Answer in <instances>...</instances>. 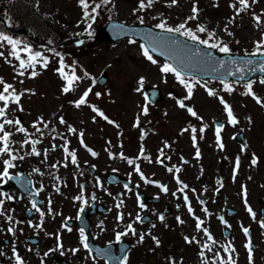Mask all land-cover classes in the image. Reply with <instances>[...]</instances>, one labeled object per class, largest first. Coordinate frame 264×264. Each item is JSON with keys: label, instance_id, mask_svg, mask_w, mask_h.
Wrapping results in <instances>:
<instances>
[{"label": "rangeland", "instance_id": "1", "mask_svg": "<svg viewBox=\"0 0 264 264\" xmlns=\"http://www.w3.org/2000/svg\"><path fill=\"white\" fill-rule=\"evenodd\" d=\"M19 1L20 4H28V7L32 6V9H36L40 21L43 24L45 23L44 25L39 23V25H43L44 30L40 36L37 35L39 38L36 36L30 37L35 40L36 38L46 40V36L43 37L44 34L52 32L56 38L55 28L61 30L60 37H65V39L53 48L64 56L66 65L70 66L66 67L65 71H71L74 67L76 74L82 77L80 81L76 82L73 90L67 93L63 92L62 86L66 82L54 70L59 67V57L50 51L49 49H52V47L45 46L42 40L35 41V51H41L49 60L47 67H43V69L36 64L35 71L38 74L35 77L28 74L33 70L31 68L26 69L25 75L22 77L14 72L13 68L18 64V61L8 55L10 47L5 44L3 48H0V51L5 54L0 56V77L12 83L18 91L21 89H35L34 94L25 92L21 96L20 103L23 111L19 109L12 111L16 108V105L10 104L7 115L9 118L21 119V123L28 129V134L38 140L37 150L41 153V156H46L51 165L55 161H61V166L65 164L68 166L67 172L73 171L72 174L67 176L71 183L70 187L64 186L68 189L71 188L68 190L70 194L68 201H72V198L80 195L84 189L89 191L92 188L91 184L94 182L96 183L94 189L97 190L99 196L103 195L101 183L107 184L105 176L111 172H117V174L124 176L128 175V171L130 169L133 171L136 161L140 159H144L149 173L148 176H152L153 181H155L160 177V173L165 171L163 164L157 162V158L159 160L166 159V156H161L159 151L164 149V154H168L167 157L176 158L177 162L184 167L186 173H193V178L201 174V177L209 186V195H207L209 198L216 197L215 178L220 179L221 175L226 176V186L221 191L219 201L223 203L224 198L228 197V201L223 204L232 205L240 211L237 216H231L227 213L222 214L224 220L233 222L235 230H238L235 222H239V217L246 220L247 216L250 215L244 204L245 197L242 186L247 189L246 199L250 206H255L257 209L261 205L264 206V108L256 104L251 96L242 94L244 84L233 83L235 90L229 94L222 90L223 85L220 82L199 81L193 90L192 97L186 98L187 91L175 79L174 74H164L159 71L158 64L163 63L159 57L153 56L158 64H152L142 55L140 49L142 43L139 40L124 38L117 42H109L107 39H101L100 32L98 35V30L100 31L104 24L112 18H117L126 24H138L140 22L137 16H143L144 23L155 25L158 23L160 15H162L167 18L168 24H179L191 14L192 0H178V3L171 7L165 3V0H155L150 9L146 8L144 12L137 11L136 13H133L132 9L137 8L138 0H114L115 8L112 7L111 3L110 6L104 7V13L99 11V18L94 22L97 36L93 42L91 41L93 35L89 37L82 32L85 24L82 22V10L77 0H39L38 3L37 0ZM10 3H13V0L0 1V25H3L5 17L12 20V16L5 15L1 8L5 4L10 5ZM196 6L199 9L198 19L188 21V26L195 28L197 23H206L207 27L215 29L216 34L229 43L230 48L235 52L245 53V50H247V53H249L253 51V41L260 38V32L264 31V27L257 28L249 12L259 13L264 8V0H258L249 9V12H241L235 21L228 25L229 31L232 32L231 36L223 30L224 25L228 23V18L234 14L233 9L229 7V0H196ZM12 14L17 19L14 12ZM77 21L81 22L77 24ZM27 30V28L17 27V31L22 32V34H17L28 40ZM78 32L82 34L75 35ZM30 37L29 40H32ZM78 40H83V43L77 44ZM80 47L82 48L79 49ZM21 55L26 58V54L21 53ZM5 57L12 63L6 62ZM74 61L75 64H73ZM85 70L90 74L89 77L83 75ZM140 76H144L145 81L142 91L137 92L136 88L139 86ZM93 78L95 79L94 84L92 82ZM97 79H102L103 83H97ZM185 79L191 80L190 78ZM259 81L253 82V89L264 99V84ZM204 84L216 88L220 95L224 96L225 100L231 104L234 113L238 117V124L230 125L227 123L223 105L219 103L216 97L208 96L203 87ZM89 86L92 91L86 98L88 104L77 108L70 103V101L77 99L83 90ZM0 88H2V85H0ZM147 88L160 90L159 96H161V99L155 104L145 100V90ZM96 92H100L101 95L97 97ZM178 99L184 100L186 104L192 106L203 119L199 120L191 116L186 109L181 108L176 103ZM144 104H147L149 109L147 115L140 110ZM89 105H95L101 109L111 120L116 121L119 127L117 128L115 124L105 121L93 112ZM0 106H2V102H0ZM61 115L67 122L66 124L59 122L58 117ZM93 116L96 117L95 120L92 119ZM137 116H139V125L134 126ZM38 117H43V120L49 125L48 128H44L43 124H40L41 131L44 133L42 136L32 126V122L37 120ZM248 117H251V123L248 122ZM214 121L225 123V127L221 130L222 142L225 145L223 150L216 145ZM69 124L77 129V133L67 132V125ZM189 124L197 128V145H199L202 152V156L199 158L195 156L191 131L181 132V129L187 128ZM205 124L208 127L201 134L199 128ZM5 127L13 134L11 139L17 142L12 144L13 148H19V142L26 139L25 134L17 132L15 126L6 125ZM53 129L55 133L59 134L60 139L57 140V135L53 132ZM81 130L83 131L84 144L95 151L96 156H92L87 148L80 143L78 133ZM238 133H242L247 141V147L244 150H242V145L234 139V135ZM61 137L66 138L70 150H75L78 161L86 162V164L82 163L81 174L78 170H75L76 165L71 163L70 156L64 153L61 145L65 143V139ZM51 139L57 145L58 152L48 154L45 146ZM164 141H168L170 146L165 147ZM29 145H24L20 154L29 152ZM141 147L144 149L143 155L140 154ZM109 152L114 155L110 156ZM120 153H123V156L127 159L122 158ZM253 153L260 160L258 165L256 163L257 166L251 164ZM237 156L240 157V164L236 169L235 179H233V169ZM128 159L134 161L133 164H130L131 168L125 163ZM35 161L37 162L36 159ZM91 165H96L97 171L101 174L99 186L88 169ZM0 168H2V165H0ZM84 174H86V178L83 177ZM134 176L140 182L139 175L135 174ZM192 183L198 184L197 181L193 180ZM115 192L117 197H121V199L124 197L123 186H116ZM182 200L183 198L180 196V201L182 202ZM260 201L262 204H260ZM16 209H18V202L16 203ZM257 215L262 216L259 211ZM220 221L222 222L221 218ZM7 222L4 217V226ZM112 225L117 226V223L113 222ZM165 225V223L159 224V228L153 234L160 238L158 234L162 230L163 243L159 246H155L156 244L152 242L149 246H144L147 241L138 243V238L136 239L135 245L138 246L131 256L132 264H169L167 257L176 259L177 253L180 256H187L189 250L193 253V248L185 245L181 241L182 239L177 238L174 240L173 231L166 232L164 230L172 229V227L169 226L168 228ZM223 227L224 224L222 223V226L213 229L212 235L217 234L215 238L219 241L221 240L219 233L222 236ZM147 230H150L148 226L142 229L145 233V240L148 237L151 241L152 239ZM241 235V232L238 231L237 237H241ZM258 237L260 242H264L263 234H259ZM48 238L50 244L54 243L52 237L49 236ZM238 240L240 239L235 242L238 243ZM150 247L154 248L155 254L144 253ZM197 248L194 246V249L197 250ZM183 264H186L185 260H183ZM257 264H264V250L263 254L258 256Z\"/></svg>", "mask_w": 264, "mask_h": 264}, {"label": "snow or ice", "instance_id": "2", "mask_svg": "<svg viewBox=\"0 0 264 264\" xmlns=\"http://www.w3.org/2000/svg\"><path fill=\"white\" fill-rule=\"evenodd\" d=\"M39 2V0H37V3ZM155 0H138V6L137 8H133L132 11L133 13H136L137 11L140 12H144L146 8L150 9L153 4H154ZM258 2V0H229V7H231L233 9V16L228 18V23H226L224 25V31L227 32V34L229 36L232 35V32L229 31L228 25L233 23L236 19L237 16L240 15L241 12H249V9L252 8L253 5H255ZM78 5L81 7L82 10V22L85 24V28H84V33H86L89 37H91L93 35V31H92V26L94 24V22L96 21L97 17L100 15L98 9H101L102 6H106L110 3H112V7L115 8V3L114 0H77ZM165 3L171 7L172 5H176L178 3V0H165ZM198 12L199 9L196 6V0H192V7H191V14L189 16H187L184 20H182L179 24L176 25H170L167 22V18L163 17L162 15H160V19L158 21V23L155 24V28L160 29L161 32L157 33V34H153L150 31L146 34L147 39L149 41L148 45L145 44H141L140 45V49L142 52V55L148 60L150 61L152 64H158V61L156 59H154L152 52L156 51V49L158 47H165L168 48L170 50L169 53H161L162 55L164 54H168L169 55V61H173L176 63V66H174L173 62H163L158 64L159 67V71L161 73L167 74V73H172L175 76V79L179 81V83L181 85L184 86V88L187 91V96L186 98H191L193 95V90L196 87V85L199 83V81L195 80V77H193L191 80H186L184 78L183 72L190 66V64L194 61H196L197 59H204L207 58V62L209 63V66L212 67L213 71H215L218 68L220 69H224L228 75H235L237 72H243L245 67H248L249 65H252L254 63V61L250 58H244L241 59L239 57H234L231 60H229L227 62V65H230L231 68L235 69V72L230 71L229 68L226 66V62L222 59H217V58H213L211 57V53L207 52V51H201V49L196 48L195 54L193 57L186 59L183 57V49L181 47V42L179 40H173L171 39L167 34L168 33H179L182 36H186L188 37L190 40L192 41H198V43L200 45H205L208 48H213V49H219V51L221 53H224L226 55L231 54L232 50L229 47V44L224 42L221 38H219L216 34V30L215 29H209L206 25V23H197L195 25V28L188 26V21L190 20H197L198 19ZM6 15V14H5ZM249 15L251 16L252 20L255 22V26L257 28H261L264 27V19H262V17H264V8H262L260 10L259 13L255 12V11H251L249 12ZM137 19L139 20V22L141 24L144 23V18L143 16H137ZM81 21H77V24H79ZM9 23H11V21L9 20ZM200 33H206L207 38H201ZM82 33H76L75 35L79 36ZM49 44L52 43L51 40L48 41ZM83 40H78L77 44H82ZM5 44H7L8 46H10V52L8 53V55H10L11 57H14L16 61H18V64L13 68V71L16 72L19 76H24L25 75V70L26 69H33L32 71H30L28 74L31 77H35L37 76V71H35V66L37 63H40L42 67H47L48 64V60L49 58L45 55L42 54L41 51H34L32 46L26 42H23L22 40L15 38L13 35H10L8 33H6L5 31H0V48H3L5 46ZM253 52L252 53H247V50H245V56L249 57V56H254L256 54H260V55H264V31L260 32V38L258 40L253 41ZM50 51H52L56 56L59 57V67L54 69L59 75L60 77L66 82L63 86H62V91L67 93L70 90H73L76 86V82L80 81L82 79L81 76L77 75L75 72L74 67L71 69V71L66 72L65 68L66 67H70L68 65H66L65 63V59L64 56L60 53L57 52L54 48L49 49ZM21 53L26 54V58H24ZM4 52L0 51V56H4ZM6 62L8 63H12V61L8 60L7 57H5ZM73 64H75V61L73 62ZM259 67V71L264 73V62L259 63L258 65ZM254 69L249 68V71H253ZM83 75L85 77H89L90 74L85 70L83 72ZM144 81H145V77L144 76H140L139 77V86L136 88L137 92H141L144 86ZM93 84L95 83V79H92ZM261 84H264V77H261L260 81ZM22 83V81H21ZM220 83L223 85V91L227 92L229 94H231L235 89H234V85L233 83H229L224 79L220 80ZM0 85H2V88H0V102H2V106H0V165H2V168H0V182H4L6 180H11V179H18V178H22V174L17 172L14 175L12 173H10V169H13L16 167L15 165V161L16 160H23L24 156L21 155V151L23 150L24 145L26 144H30L31 145V151L30 154H35V155H39V151L37 150V143L38 140L32 138L31 135L28 134V129L24 127V125L21 123L20 119L16 118H9L7 115V110L9 109V105L10 104H15L16 108L12 109V111H15L17 109H19L20 111H23V107L20 103L21 101V96L25 93H35V89H21V90H17L14 85L12 83H9L7 81L4 80L3 77H0ZM203 87L205 88L208 96L211 97H216L219 100V103L221 105H223V110L226 113V117H227V123L230 125H236L239 123L238 117L237 115L234 113L233 108L231 106V104L225 100L224 96L220 95V92L214 88V87H209L207 84H204ZM92 91L91 87H87L83 90L82 94L79 95V97L73 101H70V103L74 104L75 107L80 108L82 105L88 104V100L86 99L89 95V93ZM242 94H246L252 97V99L256 102V104H258L261 108H264V99L261 98L260 95H258L254 89H253V81L249 80L245 85H244V92ZM95 95L97 97H99L101 95L100 92H96ZM171 95V94H170ZM145 100H147V96H145ZM176 103L183 109H186V111L191 114V116L196 117L199 120H202L203 117L199 116L198 113L194 110V108L192 106H189L188 104H186L184 102V100H180L178 99L176 101ZM92 109L93 112L97 113L100 117H102L105 121H107L110 124H115L116 127L118 128L119 125L116 123V121L111 120L101 109H99L98 107H96L95 105H89ZM141 112L145 115L148 114V106L147 104H144L141 106ZM59 122L61 124H66L67 122L65 121L63 115L58 117ZM93 120L96 119L95 116L92 117ZM248 122L251 123V117H248ZM40 124H43L44 128H48V123L46 121L43 120V117H38L37 120L32 122V126L33 128H35V130L37 132L40 133V135H44L43 131H41L40 128ZM215 124V140H216V145L218 148H220L221 150L224 149L225 145L222 142V138H221V130L225 127V125L223 123H220L219 121H214ZM6 125H12L15 126L16 131L17 132H21L24 133L26 136V139L21 140L19 142L20 147L19 148H13L11 145L14 143H17L16 141L12 140V132L6 130ZM139 125V116L136 117V122L134 124V126H138ZM208 127L207 124L203 125L202 127L199 128V132L202 134L205 129ZM191 131V141L193 146L195 147V156L197 158H199L201 156L199 147L197 146V128L193 127L191 124L188 125L187 128H183L181 129V132L184 131ZM53 132L55 133V130L53 129ZM67 132L69 133H77V129L75 127H73L72 125H67ZM56 135H59L58 133H55ZM79 137H80V143L82 145H84L85 148H87V150L91 153L92 156H96L97 153L95 151H93L91 148H89L86 144H84V140H83V131L81 130L78 133ZM62 139H65V143L63 145H61V147L63 148V151L70 156L71 158V163L73 165H78V159H77V155L75 150H70L68 147V142L66 140V138L62 137ZM164 146L165 147H169L170 145L168 144V141H164ZM53 148L56 147L55 144L52 145ZM247 145H242V150L246 149ZM160 151V155L164 156V152L163 150H159ZM140 154L143 155L144 154V149L143 147H141L140 149ZM109 155L112 156L114 155L113 153L109 152ZM122 158L127 159L126 157L123 156V153H120ZM67 158V157H66ZM166 159H170V157H165ZM46 159V156H45ZM181 159H183V157H181ZM258 160V157H256L255 153L252 154L251 156V164L252 165H256ZM157 162L159 163H163L162 160H159V158H157ZM128 163L129 164H133L134 161L132 159H128ZM240 164V157L237 156L235 158V166L233 169V179H235V174H236V169H238ZM67 166V165H65ZM50 167H52L53 169L56 168V164L51 165ZM92 167H95V165H93ZM135 172L139 174L140 178L142 180H145V182H151V183H159L158 181H147L144 173L141 171V168L139 165L135 166ZM173 170H175V172H179L180 169L178 167H176L175 169L173 168H168L169 172H172ZM33 171L36 172H40V169L36 168L33 169ZM115 171V170H114ZM41 175H43L44 173L41 172ZM55 179H59V177H55ZM176 180L177 183L181 185V187L178 189V191L180 192H184V189H187L189 186L188 184L184 183L182 180H180V178L178 176H176ZM217 183H221V181H217ZM100 182H99V178H97V185L99 186ZM222 186V184H221ZM53 187H56L55 184H53ZM81 187H83L81 185ZM125 189H128L129 186L127 184L124 185ZM159 187L162 191L167 192L168 189L164 184H159ZM43 188V185H41V189ZM130 190V189H129ZM57 191H59V189L57 188ZM105 191H107V189H105ZM193 192H195V189H192ZM242 191L244 194V204L246 207V210L248 211V213L251 215V217L253 219L256 218V213L255 211L252 209V207L249 205L246 197H247V189L242 186ZM173 196L176 195L175 192L172 193ZM109 195H111V193H109ZM0 196H3L4 199H0V215H4L6 216L7 221L9 222V226L6 229H2L0 228V231L6 230L8 233H11L12 235H15V232L17 231V229L15 228L14 224L12 223L13 221V217L11 215H8L4 208V202L5 199L6 200H14L17 199V197L8 194V193H2L0 192ZM95 194H92V199L94 200ZM74 200L80 201L81 202V208L80 211H83V205L87 202L85 200V198L83 197V195H77L73 197ZM185 203L188 205V212L190 214H192L194 216L195 219V227L196 230L198 231H202L203 234L206 237V241L211 242L212 244L216 243L215 238L213 237V235L211 234V232L209 231V229L207 227H202L203 225V220L201 219V217L199 216H195L194 214V210L191 207V204L189 202V198L188 195L185 193L184 197H183ZM197 199H199V197H197ZM137 201L139 203V207L141 209H143L145 207V205L140 202V197L139 194H137ZM200 203L203 204L204 201L200 200ZM51 204V200H49V205ZM123 205V200H120L119 203L116 204L117 209L121 208ZM177 207H179V205H177ZM31 208L35 209L41 218V221H43L45 212L42 211L38 206H37V201L35 199L31 200ZM11 211V210H9ZM52 209L51 207L48 208V212H51ZM204 213L206 215L210 214L209 210L205 207L203 209ZM131 215V214H129ZM79 218V216L77 217ZM160 221H164L165 217L163 213H160L158 216ZM115 219L119 222H123L124 220V214L122 212H118ZM176 220L178 223L183 224L185 223L184 220H182L179 216L176 217ZM221 220H223V217H221ZM135 221L137 222H143V219L141 217V215L136 214L135 216ZM19 222V221H17ZM225 225H227L228 227H230V225H228V222L226 220L223 221ZM261 228H264V220H260L259 221ZM29 226H32V221H28ZM101 225V231H103V221L100 222ZM155 225H153L154 227ZM35 227L37 228H41L42 227V223L41 224H37L35 225ZM61 227L63 228H67V224H62ZM165 227H167V225H165ZM242 231L244 233V235L247 237L249 235V228L248 227H244L243 225H241ZM20 231H23V229H19ZM70 230V229H69ZM47 235H53V233H46ZM133 235V236H137L138 235V243H143L144 239H145V233L143 231L137 233L136 228L133 226V223L128 222L125 224V226L123 227V229L121 231H115L114 232V236H115V240L117 242H120L122 240V237H124L125 235ZM56 239H57V248H60L61 250H63V245L60 242V235L59 233H56ZM148 235L151 237V239L154 241V243L159 246L161 244V240L153 235L151 233V231L148 232ZM184 241L186 243H197L200 245L201 247V251L199 252V256L202 259V264H237L236 260L233 258V256L231 255V253H234L236 251L235 247L229 243L227 245H222V249L224 253H227L228 255L226 257H222L220 252L217 251L215 252V254L211 257L207 256L204 249H206L208 252L212 251V248L209 246V243H205V242H201L199 240H197L196 236H188L185 235L183 237ZM79 244L85 249L87 250V252L89 253V256L91 259L95 260L96 257L95 256H91V252L92 249L90 248L89 244H88V238L85 235V231L83 228H81L79 230ZM109 244H111V241H109ZM245 248L247 249V255H248V261L249 264H251L252 262V246H251V242L250 240L248 242L245 243ZM79 250L78 247H73L70 249L71 252L76 253ZM49 251H52V249H49ZM97 252H99L101 255L104 256H109L110 255V249H97ZM3 250H0V255H3ZM48 253H45V255H47ZM12 256L15 259V264H27V262L25 261V259L18 254L17 249L15 247L12 248ZM111 259L116 261V264H128V254L126 252H122L121 256L119 258L116 257H110ZM169 264H178V261L173 258V257H167ZM182 260V258H181Z\"/></svg>", "mask_w": 264, "mask_h": 264}, {"label": "flooded vegetation", "instance_id": "3", "mask_svg": "<svg viewBox=\"0 0 264 264\" xmlns=\"http://www.w3.org/2000/svg\"><path fill=\"white\" fill-rule=\"evenodd\" d=\"M20 166H22L23 169H25V174L28 176L29 179L30 178L34 179V185L36 189L35 190L31 189L30 193L23 192L25 190H21L18 187H16L18 189L13 190V193L15 194V197H17V199L12 200V207L16 209V203L18 202L17 210L19 214H18L17 220H14L12 223L14 224L17 231L15 232V235L5 232L4 230L0 231V250H3V253H4L3 255H0L1 263L5 262L4 256L5 255L9 256L12 252L13 247L17 249L18 254H20L23 258H28L31 255L30 253H32V250L30 252V249H37V247L41 243H43L41 240L39 243H31L28 240L32 236L39 235L40 237V232H41V229L43 228L35 227V225L37 224L42 223L43 224L42 226L48 228V226L50 225L49 223L50 219L54 218L56 219V221H58L60 220V218L63 217L64 224H67V226L70 225L69 227L70 230L72 231L76 230L75 232L79 231L80 228L77 224L79 218L77 217L78 216L80 217L81 214L84 212V208H86V207H83L82 212L80 211L81 206L74 210L69 208V205L66 203L69 197L67 195V192L63 191L62 187L58 184L59 181L54 180L52 182L53 179L47 178V175L49 174V172L47 171L49 166L47 164H41V163L38 164L35 162L26 164L25 162H23L20 164ZM36 168L40 169V172L33 171V169H36ZM20 169L21 168L18 167V170ZM41 172H43L44 174L41 175L40 174ZM53 184H55L56 187H53ZM41 185H43L42 189H41ZM57 188L59 189V191H57ZM33 192L34 194L32 195ZM32 199H35L37 201V206L42 211H45L43 221H41L39 213L35 209L31 208ZM49 200H51L50 205H49ZM219 206L220 204L218 203H211V204H207L205 207L209 210H212L213 207H219ZM49 207H51L52 209L51 212H48ZM223 209L228 210L226 206H224ZM169 212L174 213L173 214V228H174L175 239L181 238V234H182V238L185 235H188L190 237L196 236L197 240L202 238L204 242L209 243V246H210V242L206 241V237L203 234V232L202 234L196 233L195 230L188 223L180 224L177 222L176 220L177 216H179L182 219V211L180 207H177V205H172L171 208L166 210V213H169ZM144 213H146V215L142 216L143 215L142 213H139L135 211V209L130 208L126 213V218H124V223L122 227H118V229H123L126 223L131 222L133 223V226L136 228L137 233H139L140 232V222L135 221L136 214L141 215L142 219L149 218L148 221H151L153 219L149 215L148 212H144ZM234 214L237 215L238 214L237 211L234 212ZM85 215H87V213H85ZM28 221H32L31 227L29 226ZM252 223H254L255 225H258L259 221L255 220ZM241 225H243V219H240V221L235 225L238 230H235V227L234 228L232 226L229 227L233 235L240 230ZM102 227L104 229L103 231H101L100 223H97V224L92 223L91 225V235L94 238V242L97 244H103L105 242H109L110 240L108 238L115 237L114 229L113 230L108 229V227H106L104 224ZM202 227H207L209 231L211 232V234L213 233L212 220H208V221L203 220ZM0 228L4 229L1 222H0ZM19 229H23V231H20ZM69 229L67 230L69 231ZM255 229H258V226L257 228H254V230L253 228L249 230L248 241L250 240L253 252L258 256L262 252H261V248L259 244L257 242H255L254 244L253 242V239H254L253 231L255 232ZM54 231H55L54 235L56 233H59L60 239L65 237V234L61 231L60 226L55 227ZM224 233H225V230H224ZM5 234H6V237H5ZM232 234L228 237V240L231 241L233 239V241L231 242H234L237 239V237L235 235L233 236ZM137 238H138V235L133 236L129 234V235L124 236L123 241L127 240V241L133 242V240L136 241ZM5 240L7 241V243H5L6 247L4 246ZM77 241L79 242V235L77 237ZM111 242H115V241H111ZM184 244L193 248V253H191V250H189V254H188V257L190 259V264H202V259L199 256V252L202 250L199 247L200 245L198 246L196 250L194 249L195 242L189 244L184 241ZM51 247H55V248L52 250L53 254H51V251H50L48 257L51 258V261H53L56 264H62L61 260H69L68 258L73 255V252L68 250L66 246H63V250H61L60 248H57L55 243H52ZM204 251L207 256L211 257L210 252H208L206 249H204ZM42 254L43 253H39V256ZM231 255L234 256V253H231ZM74 256L78 263L83 261L82 257L79 255L78 252L74 253ZM91 256H95L96 259H98V257L93 253H91ZM177 256L178 258H180L179 253H177ZM233 258L236 260L237 264H241L239 256H236ZM72 263L74 264V261H72ZM85 264H90V261H86Z\"/></svg>", "mask_w": 264, "mask_h": 264}, {"label": "trees", "instance_id": "4", "mask_svg": "<svg viewBox=\"0 0 264 264\" xmlns=\"http://www.w3.org/2000/svg\"><path fill=\"white\" fill-rule=\"evenodd\" d=\"M1 1V0H0ZM4 2H7V0H2ZM9 4V3H7ZM5 4L2 8V11L6 15H11L12 20L10 18V21L12 22V25H15L19 28H27L32 34H36L40 36L41 33L44 32L43 30V22L40 21V17L36 14L35 9H32L31 7H28V4H20L19 0H13V3H10V5ZM11 10V11H6ZM16 15L17 19L14 18L13 13ZM39 23H42L43 25H39ZM56 31V30H55ZM40 32V33H39ZM47 33V32H46ZM60 32L56 31V35L59 37ZM46 37V39L49 41H55L56 38L54 37L52 32H48L47 34H44L43 37Z\"/></svg>", "mask_w": 264, "mask_h": 264}, {"label": "water", "instance_id": "5", "mask_svg": "<svg viewBox=\"0 0 264 264\" xmlns=\"http://www.w3.org/2000/svg\"><path fill=\"white\" fill-rule=\"evenodd\" d=\"M103 34L105 35V32Z\"/></svg>", "mask_w": 264, "mask_h": 264}]
</instances>
